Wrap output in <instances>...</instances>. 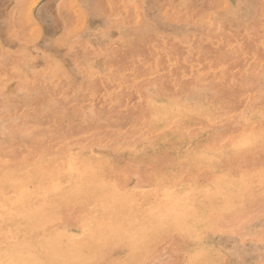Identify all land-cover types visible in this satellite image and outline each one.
I'll list each match as a JSON object with an SVG mask.
<instances>
[{"label": "rangeland", "instance_id": "1", "mask_svg": "<svg viewBox=\"0 0 264 264\" xmlns=\"http://www.w3.org/2000/svg\"><path fill=\"white\" fill-rule=\"evenodd\" d=\"M263 130L264 0H0V264H264Z\"/></svg>", "mask_w": 264, "mask_h": 264}, {"label": "bare ground", "instance_id": "2", "mask_svg": "<svg viewBox=\"0 0 264 264\" xmlns=\"http://www.w3.org/2000/svg\"><path fill=\"white\" fill-rule=\"evenodd\" d=\"M223 101H224V100H223ZM225 103H226V101H225ZM228 105H229V104H228ZM225 108H226V107H225ZM222 109H223V108H222ZM223 110H224V109H223ZM226 110H228V109H226ZM230 112H232V111H230ZM221 115H222V114H221ZM222 117H223V116H222ZM231 118H232V117H231ZM234 120H235V119H234ZM231 122H232V121H231ZM142 123H143V122H142ZM226 123H227V122H226ZM207 125H208V124H207ZM262 125H263V124H262ZM141 126H142V125H141ZM205 126H206V125H205ZM206 128H207V127H206ZM224 128H225V127H224ZM255 130H256V128H255ZM236 131H237V130H236ZM263 131H264V130H263ZM157 132H158V131H157ZM224 132H225V131H224ZM229 132H230V131H229ZM232 132H233V131H232ZM197 133H198V132H197ZM226 134H227V133H226ZM231 135H232V134H231ZM231 135H230V136H231ZM223 136H224V135H223ZM211 142H212V141H211ZM248 156H249V155H248ZM235 159H236V158H235ZM259 160H260V159H259ZM251 161H252V160H251ZM247 162H248V161H247ZM242 163H243V162H242ZM245 163H246V161H245ZM261 164H262V162H261ZM247 165H248V164H247ZM236 167H237V166H236ZM255 167H256V166H255ZM248 168H249V167H248ZM235 170H236V169H235ZM207 172H208V171H207ZM184 173H185V172H184ZM233 173H234V172H233ZM236 174H237V173H236ZM231 175H232V174H231ZM253 177H254V176H253ZM253 177H252V178H253ZM112 178H113V177H112ZM238 178H239V177H238ZM242 178H243V177H242ZM242 178H241V179H242ZM254 182H255V181H254ZM54 188H55V187H54ZM55 189H56V188H55ZM259 192H260V191H259ZM256 200H257V199H256ZM258 201H259V199H258ZM258 201H257V202H258ZM260 201H261V200H260ZM262 202H263V201H262Z\"/></svg>", "mask_w": 264, "mask_h": 264}]
</instances>
